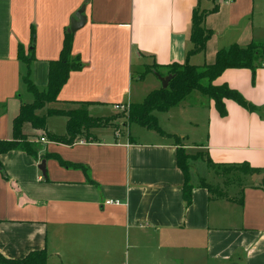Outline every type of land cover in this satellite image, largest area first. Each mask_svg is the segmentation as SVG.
<instances>
[{
	"label": "crops",
	"instance_id": "0c3cea01",
	"mask_svg": "<svg viewBox=\"0 0 264 264\" xmlns=\"http://www.w3.org/2000/svg\"><path fill=\"white\" fill-rule=\"evenodd\" d=\"M82 7L86 22L72 42L82 68L36 114L86 102L89 116L109 123L70 145L50 138L66 136V116H46L44 129L22 124L37 159L20 150L0 155V253L20 259L45 249L47 264H264V65L253 84L247 68H228L212 81L238 91L253 110L225 99L220 116L213 100L194 90L153 112L162 133L138 124L132 130L133 122L121 124L126 134L114 127L121 122L116 105L141 103L161 87L155 74L140 78L137 69L155 64L166 74L172 63L208 64L231 44L264 42V0H0V139L12 138V120L33 100L18 44L33 49L30 78L45 89L49 61ZM194 9L206 12L203 25L212 35L202 52L188 55ZM56 119L59 132L50 126ZM177 147L189 155L187 206ZM45 153L85 166L92 182ZM207 160L259 172L246 173L239 188L221 183L224 192L212 194L200 182L215 177Z\"/></svg>",
	"mask_w": 264,
	"mask_h": 264
},
{
	"label": "trees",
	"instance_id": "16d2710c",
	"mask_svg": "<svg viewBox=\"0 0 264 264\" xmlns=\"http://www.w3.org/2000/svg\"><path fill=\"white\" fill-rule=\"evenodd\" d=\"M213 10H215V8ZM205 14L206 12L204 11H198L197 9L193 10L190 27L192 48L188 52V55L202 52L205 49L207 40L212 35L211 31L206 29L203 25ZM33 41L34 33L32 31L31 47ZM72 42L73 33L66 32L58 58L49 61L48 82L46 88L42 90L38 89L30 78V65L34 60L33 49L31 48L25 52L24 47L18 44L17 59L26 65V71L22 76V82L26 90L32 95L33 100L31 103L22 104L18 114L12 120V138L0 139V155L12 150H20L30 155L32 158L37 159L35 141L29 139L22 133L21 127L24 122H29L35 129H44L46 116H66V136H51L50 138L52 141L67 145L72 144L83 131L102 126L100 122L101 119L89 116L86 108L88 103L86 102H82L78 108L68 111L51 109L47 110L45 115L39 116L36 114V111L42 109L47 103L56 101L70 73L79 71L82 68L80 57L72 54ZM263 65L264 42L256 41H250L243 47L234 43L227 48H221L216 51L214 60L208 64L194 65L185 61L184 63L166 65L164 67L167 69L166 74H161L157 71L158 65H146L144 66L145 71L139 76L140 78L147 73H153L161 77L171 76V78L166 88L160 87L159 89L152 90L141 103H132L129 105V121L158 133H162L153 112L165 111L175 106L194 90L199 91L213 100L214 106L220 116L226 115L224 105L225 99H231L241 107L247 110H253L254 107L249 104L238 91L229 88L226 84L219 86L213 85L212 81L228 68H247L251 71V82L253 84L256 69ZM203 81H207V83L204 84ZM88 136L87 134V137ZM43 158L56 159L60 165L67 168L81 169L85 173L87 180L92 182L89 178L87 168L83 165L65 162L56 154L45 153ZM188 158L189 155L185 153L184 149L177 147L176 161L184 176L182 197L186 206L191 202L192 189V186L189 184ZM207 162L211 166L210 161L207 160ZM2 168V163L0 161V171ZM246 169L247 174L259 172V170L252 169L248 165H246ZM4 178L7 177L4 176ZM200 182L201 185L210 192V189L204 183L203 179ZM218 194L221 195V193ZM0 264H47V252L45 249L33 250L20 259H9L0 253Z\"/></svg>",
	"mask_w": 264,
	"mask_h": 264
},
{
	"label": "rangeland",
	"instance_id": "374dc122",
	"mask_svg": "<svg viewBox=\"0 0 264 264\" xmlns=\"http://www.w3.org/2000/svg\"><path fill=\"white\" fill-rule=\"evenodd\" d=\"M210 53L212 52L211 48L209 49ZM199 59V58H198ZM213 57H207V62H211ZM145 71L144 67L141 69H137V76L139 77L140 74H142ZM119 116L121 117V122L116 124L115 129L117 132H121L122 134H126V129L121 128V124H124L126 126L127 123H130L128 114L126 115L124 111L119 110ZM62 121V120H61ZM101 124H108L109 120H100ZM51 128H54L57 132L61 129L63 126L62 123L59 122V119L53 120L50 122ZM134 127H138L137 124L133 123L130 128L133 130ZM60 128V129H59ZM63 130V127H62ZM106 135L108 137H111L112 131L111 130H104ZM85 137L86 131H83L81 133ZM107 139V138H105ZM211 170L214 173V178L210 179L208 181L209 184H206L208 188L210 189V193L212 194H218L222 193L223 191V185L226 187L235 186L236 188L241 187L246 183V180L244 179V175L247 173V169L242 166H216L211 165ZM204 168V167H203ZM223 183V185H221Z\"/></svg>",
	"mask_w": 264,
	"mask_h": 264
},
{
	"label": "water",
	"instance_id": "95a60500",
	"mask_svg": "<svg viewBox=\"0 0 264 264\" xmlns=\"http://www.w3.org/2000/svg\"><path fill=\"white\" fill-rule=\"evenodd\" d=\"M84 8H80L75 13V18L71 19L70 26L68 27L67 31L74 33L76 30L80 29L86 22L85 16L82 14ZM161 82V87L166 88L168 81L170 80L171 76L161 77L156 75ZM38 169L41 171L42 175H45V160L42 159L38 165ZM257 176V175H256Z\"/></svg>",
	"mask_w": 264,
	"mask_h": 264
},
{
	"label": "built area",
	"instance_id": "2783aa9c",
	"mask_svg": "<svg viewBox=\"0 0 264 264\" xmlns=\"http://www.w3.org/2000/svg\"><path fill=\"white\" fill-rule=\"evenodd\" d=\"M225 2H231L232 0H224ZM116 109L120 110V111H124L125 114L127 115L128 114V110H129V105H116ZM41 142H44L45 141V138L44 137H41L39 139ZM79 142H86L85 140H79ZM109 203H113V204H118L119 202L118 201H106V204H109Z\"/></svg>",
	"mask_w": 264,
	"mask_h": 264
}]
</instances>
